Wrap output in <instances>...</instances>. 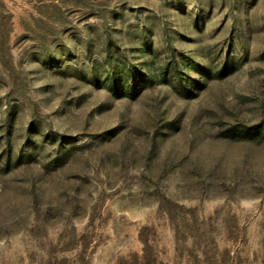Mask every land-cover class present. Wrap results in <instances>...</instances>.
I'll return each instance as SVG.
<instances>
[{
  "label": "rangeland",
  "instance_id": "1",
  "mask_svg": "<svg viewBox=\"0 0 264 264\" xmlns=\"http://www.w3.org/2000/svg\"><path fill=\"white\" fill-rule=\"evenodd\" d=\"M0 264H264V0H0Z\"/></svg>",
  "mask_w": 264,
  "mask_h": 264
}]
</instances>
